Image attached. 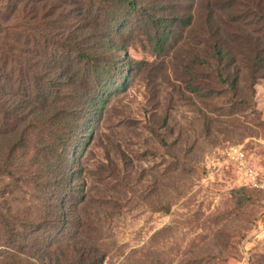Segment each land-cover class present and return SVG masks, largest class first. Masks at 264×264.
<instances>
[{"label":"rangeland","instance_id":"rangeland-1","mask_svg":"<svg viewBox=\"0 0 264 264\" xmlns=\"http://www.w3.org/2000/svg\"><path fill=\"white\" fill-rule=\"evenodd\" d=\"M157 1L176 4L167 11L193 22L176 30L161 57L143 47L141 34L128 35L126 54L146 64L110 100L80 156L82 221L61 232L51 264H74L78 243L98 248L104 264H264V190L223 157L242 147L264 185V62H254L264 58V0ZM38 27L39 46L45 33L66 29L43 15ZM216 46L232 58L217 64ZM15 200L23 219L41 215L32 186ZM26 231L43 238L42 230ZM39 246L37 257L28 249L16 259L0 248L4 264H49Z\"/></svg>","mask_w":264,"mask_h":264},{"label":"trees","instance_id":"trees-1","mask_svg":"<svg viewBox=\"0 0 264 264\" xmlns=\"http://www.w3.org/2000/svg\"><path fill=\"white\" fill-rule=\"evenodd\" d=\"M50 1L3 0L0 7V32L6 35L0 42V248L14 250L16 259L42 244L41 259L49 264L61 232L82 221L75 214L85 197L80 156L110 100L146 64L126 54L128 37L141 34L143 47L161 57L176 30L193 22L192 15L167 11L176 4L157 0ZM186 1L192 6L197 0ZM42 15L54 26L64 22L66 29L45 33L46 45L39 46ZM213 57L217 64L232 58L218 46ZM254 62H264L261 53ZM218 75L223 77L220 70ZM236 86L234 81L231 88ZM24 185L32 186L41 211L33 220L24 214L23 219L15 200ZM28 229L42 230L43 238L29 239ZM79 247L74 264H104L98 248ZM37 249L29 250V258Z\"/></svg>","mask_w":264,"mask_h":264},{"label":"built area","instance_id":"built-area-1","mask_svg":"<svg viewBox=\"0 0 264 264\" xmlns=\"http://www.w3.org/2000/svg\"><path fill=\"white\" fill-rule=\"evenodd\" d=\"M223 157L226 159L227 163L238 165L242 168V170H244L248 186L256 190H264V185L260 183L256 173L246 162V153L242 147H228L225 150Z\"/></svg>","mask_w":264,"mask_h":264}]
</instances>
